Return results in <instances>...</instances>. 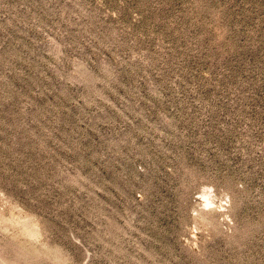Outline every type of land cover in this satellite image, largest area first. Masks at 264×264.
Instances as JSON below:
<instances>
[{
    "label": "rangeland",
    "instance_id": "374dc122",
    "mask_svg": "<svg viewBox=\"0 0 264 264\" xmlns=\"http://www.w3.org/2000/svg\"><path fill=\"white\" fill-rule=\"evenodd\" d=\"M0 264H264V0H0Z\"/></svg>",
    "mask_w": 264,
    "mask_h": 264
}]
</instances>
